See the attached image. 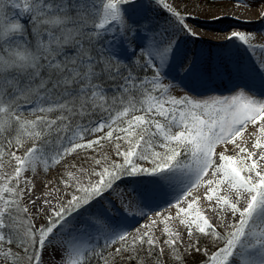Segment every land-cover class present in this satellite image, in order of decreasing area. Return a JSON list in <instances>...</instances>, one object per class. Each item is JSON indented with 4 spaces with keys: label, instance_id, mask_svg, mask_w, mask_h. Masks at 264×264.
<instances>
[{
    "label": "snow or ice",
    "instance_id": "1",
    "mask_svg": "<svg viewBox=\"0 0 264 264\" xmlns=\"http://www.w3.org/2000/svg\"><path fill=\"white\" fill-rule=\"evenodd\" d=\"M197 11L0 0V264H264V43Z\"/></svg>",
    "mask_w": 264,
    "mask_h": 264
},
{
    "label": "bare ground",
    "instance_id": "2",
    "mask_svg": "<svg viewBox=\"0 0 264 264\" xmlns=\"http://www.w3.org/2000/svg\"><path fill=\"white\" fill-rule=\"evenodd\" d=\"M233 5H235V2ZM245 12H247L246 9L239 8L226 13H219L218 15L225 17L223 22L218 20L208 21L207 19H204L205 17L196 16L194 23L197 24V31L201 33L200 42L196 44V48L207 49L212 55H215L218 52H228L236 59L247 61L249 57L244 51L243 46H240L238 42L236 44H231V42L225 39V35L229 30H239L255 34L256 39L253 41L254 44L260 45L264 43V37L261 36V26H264V21H261L259 18L255 19V17H247V15L244 14ZM236 16H238L239 19H235L234 17ZM225 44H229L230 47L228 49L220 47ZM216 85L219 87H225L226 91L231 89V85L228 84L227 81H218ZM201 208L204 211V214L209 216L213 223L217 222L218 217L211 211L212 205L208 207V210H205L203 207ZM142 222L143 220H141L140 224H143ZM133 223L135 222L133 221Z\"/></svg>",
    "mask_w": 264,
    "mask_h": 264
},
{
    "label": "rangeland",
    "instance_id": "3",
    "mask_svg": "<svg viewBox=\"0 0 264 264\" xmlns=\"http://www.w3.org/2000/svg\"><path fill=\"white\" fill-rule=\"evenodd\" d=\"M169 2L174 3L175 6H177L179 9L184 10V11H190L194 7L199 6V11L196 12L195 17L196 16L205 17L204 19H207L208 21L213 20L212 18H210L212 17L213 13L215 14L226 13L228 11H233L237 9L236 6L233 5L235 0H215L214 7L212 8L211 11L207 10L209 0H169ZM244 14L247 15V17H255V19H258V9L247 10V12H245ZM165 15L166 13H164L163 11L160 12L161 19H163ZM261 27H262L261 30L264 31V26H261ZM191 47H197V45H194ZM231 94L232 93L227 94V95H231ZM55 177H56V172L51 171L47 179L53 180L54 182ZM46 191H51V189H47V190L43 189L42 185L38 181L35 195L42 197L45 195ZM53 202L55 203V201ZM210 205L211 203L209 202H206V201L201 202V207H203L205 210H208V207H210ZM40 222L43 223V221H40ZM142 223H146V221H143ZM193 259L195 261H201L203 257L197 254L193 258H190V264H191V260Z\"/></svg>",
    "mask_w": 264,
    "mask_h": 264
},
{
    "label": "trees",
    "instance_id": "4",
    "mask_svg": "<svg viewBox=\"0 0 264 264\" xmlns=\"http://www.w3.org/2000/svg\"><path fill=\"white\" fill-rule=\"evenodd\" d=\"M93 264H95V261H93Z\"/></svg>",
    "mask_w": 264,
    "mask_h": 264
}]
</instances>
